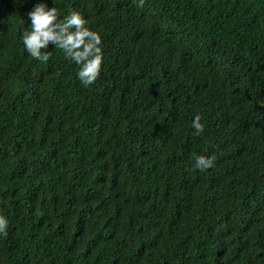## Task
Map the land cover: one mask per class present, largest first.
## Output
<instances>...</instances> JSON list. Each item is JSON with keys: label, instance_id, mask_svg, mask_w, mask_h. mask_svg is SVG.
Returning <instances> with one entry per match:
<instances>
[{"label": "trees", "instance_id": "1", "mask_svg": "<svg viewBox=\"0 0 264 264\" xmlns=\"http://www.w3.org/2000/svg\"><path fill=\"white\" fill-rule=\"evenodd\" d=\"M37 3L100 35L93 85L27 53ZM0 216V264H264V0H0Z\"/></svg>", "mask_w": 264, "mask_h": 264}, {"label": "clouds", "instance_id": "2", "mask_svg": "<svg viewBox=\"0 0 264 264\" xmlns=\"http://www.w3.org/2000/svg\"><path fill=\"white\" fill-rule=\"evenodd\" d=\"M143 3L144 0H140V6ZM27 17L31 22L30 30L23 33L22 40L27 53L33 59L47 63L51 56L47 49L51 44L62 49L66 58L78 65L77 78L83 86H91L97 81L103 63L102 40L98 33L85 27L86 21L80 13L72 11L61 21L55 6L37 3L27 13ZM201 120L202 117L197 114L192 122L193 135L199 136L204 132ZM213 166L214 158L203 155L196 157L195 168L200 171ZM7 226V219L0 216V233L6 235Z\"/></svg>", "mask_w": 264, "mask_h": 264}]
</instances>
